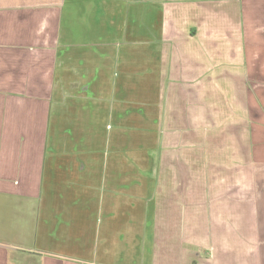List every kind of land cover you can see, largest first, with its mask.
<instances>
[{
  "label": "crops",
  "instance_id": "crops-1",
  "mask_svg": "<svg viewBox=\"0 0 264 264\" xmlns=\"http://www.w3.org/2000/svg\"><path fill=\"white\" fill-rule=\"evenodd\" d=\"M0 264H264V0H0Z\"/></svg>",
  "mask_w": 264,
  "mask_h": 264
},
{
  "label": "rangeland",
  "instance_id": "rangeland-1",
  "mask_svg": "<svg viewBox=\"0 0 264 264\" xmlns=\"http://www.w3.org/2000/svg\"><path fill=\"white\" fill-rule=\"evenodd\" d=\"M62 32H63V29H62Z\"/></svg>",
  "mask_w": 264,
  "mask_h": 264
}]
</instances>
